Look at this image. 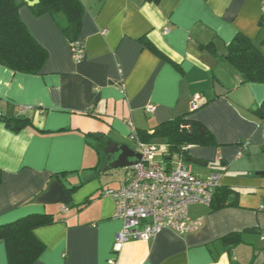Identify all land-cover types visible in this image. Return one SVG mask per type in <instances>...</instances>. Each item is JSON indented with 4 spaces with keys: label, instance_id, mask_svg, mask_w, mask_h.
I'll return each instance as SVG.
<instances>
[{
    "label": "crops",
    "instance_id": "1",
    "mask_svg": "<svg viewBox=\"0 0 264 264\" xmlns=\"http://www.w3.org/2000/svg\"><path fill=\"white\" fill-rule=\"evenodd\" d=\"M80 1V61L51 15L37 16L28 4L19 10L48 59L38 74L0 64V225L52 214L56 222L35 230L46 248L34 264H111L123 222L102 191L119 189L124 179L105 187L103 149L112 140L140 151L129 121L152 134L185 117L201 122L215 140L189 147L187 158L208 162L196 170L187 161L193 173L218 174L220 187L237 192L236 205H191L190 218H203L198 231L164 230L152 240L131 241L115 264H264V119L256 113L264 82L243 83L226 59L239 33L264 54V0ZM218 85L225 94H216ZM196 95L200 103L192 109ZM18 116L30 124L9 129L3 118ZM150 142L167 145L162 137ZM56 180L71 200L66 216L61 204L36 202ZM232 234L243 240L229 247ZM0 264H9L4 240Z\"/></svg>",
    "mask_w": 264,
    "mask_h": 264
},
{
    "label": "trees",
    "instance_id": "2",
    "mask_svg": "<svg viewBox=\"0 0 264 264\" xmlns=\"http://www.w3.org/2000/svg\"><path fill=\"white\" fill-rule=\"evenodd\" d=\"M147 1L159 4L162 0ZM25 4L26 0H0V64L15 72L38 74L48 59V52L20 18L19 10ZM31 8L37 16L51 15L70 44L79 40L84 16V5L80 0H39ZM261 25L264 29V17ZM226 59L235 66L243 83L264 82V54L244 34L239 33L234 37L228 46ZM256 113L264 119V103L257 108ZM3 121L12 130H19L30 124L28 119L19 116L3 118ZM138 136L144 142H150L154 137L165 138L170 154L177 153L179 158L186 161L190 146L215 143L206 126L185 117L158 125L152 134L140 131ZM236 194L235 189L219 186L211 205L214 209L235 206ZM64 219L62 217L59 221ZM54 222L52 214L44 213L31 214L0 225V240L6 243L9 264H34L46 248L36 236L35 230ZM242 240L241 234H232L226 239V244L229 247L235 246Z\"/></svg>",
    "mask_w": 264,
    "mask_h": 264
},
{
    "label": "built area",
    "instance_id": "3",
    "mask_svg": "<svg viewBox=\"0 0 264 264\" xmlns=\"http://www.w3.org/2000/svg\"><path fill=\"white\" fill-rule=\"evenodd\" d=\"M70 46L74 60L80 61L84 56L82 42L77 40ZM200 99L199 95L194 96L192 109L199 105ZM26 109L23 107L20 114ZM153 109L152 105L148 106L149 111ZM128 125L130 140L140 149L143 159L125 168L124 181L119 189L102 191L103 196L115 201L113 217L123 222L122 229L115 236L109 259L111 264L116 263L123 247L131 241H149L164 230L181 235L198 231L203 218L191 219L189 207L194 204L210 206L220 186L218 174L202 178L193 173L184 158L173 164L168 145L144 142L139 138L134 123L129 121ZM158 157L163 158L161 162L156 161ZM60 212L63 216L68 215L69 206L62 205Z\"/></svg>",
    "mask_w": 264,
    "mask_h": 264
},
{
    "label": "water",
    "instance_id": "4",
    "mask_svg": "<svg viewBox=\"0 0 264 264\" xmlns=\"http://www.w3.org/2000/svg\"><path fill=\"white\" fill-rule=\"evenodd\" d=\"M29 6H34L39 3V0H26ZM226 90L221 86H216V94L218 96L225 94ZM106 155V162L103 168L104 172H110L117 169L127 168L140 163L143 159V155L140 151L133 149L128 144H121L114 141H108L106 147L103 149ZM188 162L198 166H208V162L189 157ZM39 204H61L70 205V197L66 191L65 186L60 180L54 181L49 189L39 196L36 200Z\"/></svg>",
    "mask_w": 264,
    "mask_h": 264
},
{
    "label": "rangeland",
    "instance_id": "5",
    "mask_svg": "<svg viewBox=\"0 0 264 264\" xmlns=\"http://www.w3.org/2000/svg\"><path fill=\"white\" fill-rule=\"evenodd\" d=\"M158 145H160V144H158ZM172 156H173V162L174 163H177V161L180 159L179 156H178V154L177 153H174ZM162 159L163 158L158 157V158H156V161L157 162H161ZM256 162H259V160L257 161V158H256ZM193 166H194V168L196 170H202V168L199 167V166H196V165H193ZM102 174H103L102 177L104 179V185H105V187H113L114 185H116V183H119L122 179H124L125 171H124V168H122V169L115 170L113 172V175H105L104 172ZM256 174H257V172H256ZM260 176L263 178L264 177V174L261 173ZM195 206H197V210H202V208H203L201 205H195ZM208 208H210V207H208ZM56 213H58V212H56Z\"/></svg>",
    "mask_w": 264,
    "mask_h": 264
}]
</instances>
